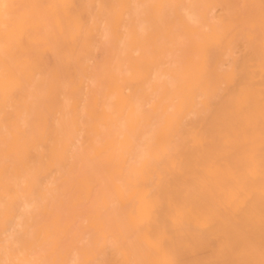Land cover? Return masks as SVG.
<instances>
[{"label": "bare ground", "instance_id": "bare-ground-1", "mask_svg": "<svg viewBox=\"0 0 264 264\" xmlns=\"http://www.w3.org/2000/svg\"><path fill=\"white\" fill-rule=\"evenodd\" d=\"M0 264L264 258V0H5Z\"/></svg>", "mask_w": 264, "mask_h": 264}, {"label": "snow or ice", "instance_id": "snow-or-ice-1", "mask_svg": "<svg viewBox=\"0 0 264 264\" xmlns=\"http://www.w3.org/2000/svg\"><path fill=\"white\" fill-rule=\"evenodd\" d=\"M17 5H12L6 3L5 0H0V14H2L5 18H8L10 15V10L17 8ZM262 256H264V251H262ZM246 264H256L255 261H248ZM259 264H264V258L259 261Z\"/></svg>", "mask_w": 264, "mask_h": 264}]
</instances>
